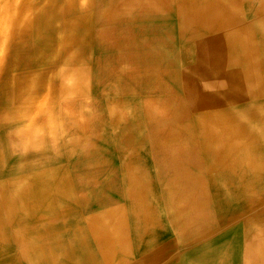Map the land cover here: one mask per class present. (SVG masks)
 <instances>
[{
    "label": "bare ground",
    "instance_id": "bare-ground-1",
    "mask_svg": "<svg viewBox=\"0 0 264 264\" xmlns=\"http://www.w3.org/2000/svg\"><path fill=\"white\" fill-rule=\"evenodd\" d=\"M134 1L130 0L131 7H133ZM185 1L191 15L198 12L201 14L202 11L204 14H215L216 10H218L219 13L221 12L219 15L221 22H226L227 20L222 15L223 11H226L227 8L236 10L240 0ZM92 19L90 0H0V260H3V264H178L174 260L178 255V253L174 252L179 251L176 248L177 246L160 242L156 232H153L154 229H151L157 225L156 216L151 207L147 205V202L143 204L145 205L144 207L139 206L138 210L140 209L141 217L138 225H133V227L134 232L139 233L140 238L149 240V250H147L148 253L138 254L135 258L133 257V260L129 262L125 261L127 251L124 244L126 236H124L122 229L125 225L122 213L117 215L114 212L109 217L112 220L109 219L107 222L99 220L97 222L93 231L96 237L100 236L103 238H100L95 245L86 242L85 229L72 228L70 226L71 214L76 215L74 214L76 213L74 197H71V189L66 185L67 173L64 172L63 168L59 167L58 153L55 147L56 138L58 137L57 132H59L58 127L61 129L59 136L63 140L72 136V132L66 123L65 125L60 123L61 118L66 117L63 114L61 117H57L54 109L56 99L59 96L58 92L65 98L82 96L88 92L90 66L89 57L86 56L87 53L84 54L85 52H83V45L88 41V28L93 27ZM101 21L103 24L106 23V25L120 24L117 25L120 27L118 33L117 30L110 31V28L106 25L103 27L100 25V28L97 26L99 30L96 33V39L97 42L100 41L102 43L105 50H111L117 43L124 45L133 44L134 36L132 30L127 31L128 29L126 30L125 26H122V23L126 22L124 18H116V16L109 15L102 18ZM80 26L81 28L85 27L82 30L84 34L78 30ZM204 36L207 39L206 41L210 42L216 49L215 51H210L211 62L215 60V53L221 54L227 51L226 47H228L230 42L235 40V42L240 41L242 43L241 53L237 52L234 56L242 59L246 66V72L238 73L240 76L238 81L232 79L231 73L223 71L212 74V80L208 78L207 74L200 73L204 77L202 82H198L202 86V91L209 87H215L219 91H245L243 93H221L222 97L234 101L239 106L241 105L242 108L237 111L239 114L220 112L219 108L211 111L212 113L208 112V110L205 114L203 113V121L201 120L200 123V133H203L206 138L213 139V142L218 145L217 148H212L202 142V149H200L201 153L199 155H206L214 164L222 161L229 166L234 155L232 153L237 152V150L235 151L237 147L244 145V147L247 146L251 150L253 148L251 144L255 142L256 138L261 133L264 136V89L260 82L261 75L255 66L254 54L249 51L248 43L250 44V40L248 37L240 39L235 38L234 34L216 35L215 32L204 34ZM92 38L94 39V37ZM144 40L147 41L148 39ZM131 47L126 48L124 53L115 58H112L110 54L105 55V62L100 63V74L108 75L109 72L121 77L126 76L131 81L134 77L139 78L140 81L144 76L153 77L160 74L155 64L147 67L142 66L144 65L143 61H151V56L154 59L153 54L139 55L137 58L136 50ZM111 59L117 61V64L112 63ZM228 60L229 58L226 57L217 61L222 65ZM59 83L61 84L60 88L58 87ZM251 85L254 90H251L253 89ZM56 86L59 89L57 88L56 90ZM155 88L163 93L167 92V99H165V96L159 99H154L151 96L144 98L141 104V117L152 126H161L164 129L162 136L170 137L172 142L173 138L177 139L181 134H184L188 126L183 124L184 120L180 121L178 118V111L181 107L172 98L174 97L171 93L172 91L169 93L168 89L162 87V85H157ZM252 91H255V93H251ZM214 95L201 93L205 106L209 104L210 98ZM122 105H113L110 109V115H116L119 121L124 122L127 115L120 111L119 107ZM76 108L78 109V107ZM76 108L68 112V118L71 119V122L73 121L75 126L83 128L82 125L86 116L81 111L76 110ZM250 121L260 126L248 128L247 123L249 124ZM84 130L86 131L87 129L84 128ZM236 141L238 142L235 143ZM133 143L132 141H127L126 145L129 146L127 149H130ZM231 144L234 145L231 147ZM261 152L264 153V147ZM90 159L89 161H91ZM214 166L209 167L214 169ZM254 174H256V171ZM88 178L90 179L91 176H88ZM132 179L134 183L139 184L138 188H141L142 176L139 177L138 174L132 172ZM94 200H97V198ZM178 207L180 208L179 212H186L185 205H178ZM239 245H241L240 242ZM260 248L262 247L260 246Z\"/></svg>",
    "mask_w": 264,
    "mask_h": 264
},
{
    "label": "rangeland",
    "instance_id": "rangeland-1",
    "mask_svg": "<svg viewBox=\"0 0 264 264\" xmlns=\"http://www.w3.org/2000/svg\"><path fill=\"white\" fill-rule=\"evenodd\" d=\"M83 28L85 29V27L81 28L80 26L78 29L82 34H84L82 32ZM258 28L259 25H256L255 33ZM88 30L87 37L89 42L86 41L83 45V52H85L84 54L87 53L86 56L89 57L90 66L88 92L85 95L73 98H65L58 92L57 94L60 98L59 96L57 97L54 109L57 117H61L62 114L66 117L61 118L62 122L60 121V123L63 125L66 123L72 132V136L63 140L59 136L61 129L58 127L59 132H57L58 137L56 138L55 147L58 153L59 167L63 168L64 172L67 173L66 185L71 189V197H74V209L76 212L74 214L76 215L71 214L70 226L72 228L85 229L86 242L95 245L100 238H103L100 236L96 237L93 231L97 222L99 220L107 222L114 212L117 215L122 213V218L124 217L123 219L125 220V225L122 229L124 236H126L124 244L127 251L125 261L129 262L133 260V257L135 258L138 254L148 253L147 250H149V240L140 238L139 233L134 232L133 227V225H138L141 217L140 209L138 210V208L144 207L145 205L143 204L147 202V205L151 207L156 216L157 225L151 229H154L153 232H156L160 242L177 246L176 248L179 251L174 252L178 253L174 260L178 264H264V174H262L264 173V153L261 152L264 147V136L261 133L256 138L255 142L251 144L253 146L251 150L247 146L244 147V145L237 147L238 149H235L237 152L232 153L234 155L229 166L222 161L214 164L206 155H199L201 153L200 149H202V142L212 148H217L218 145L213 142V139L206 138L203 133H200L203 113L205 114L208 110V112H211L219 108L220 112L239 114L237 111L242 108L241 105L239 106L234 101L222 97L223 95L221 94L232 91H219L215 87H209L202 91V86L198 82H202L204 76L202 77L196 71V68H186V60L184 58L182 60L180 52L175 50L173 52L174 66L172 68L171 93L174 96L172 98L181 107L178 111V118L180 121L184 120L183 124L188 127L186 126L187 129L184 134H181L177 139L173 138L171 142L170 137L162 136L164 129L161 126H152L141 117V104L144 98L151 96L154 99H159L165 96V99H167L168 93H163L155 88L157 85L164 87V76H160L161 79L157 75L153 77L144 76L140 81L139 78L134 77L131 81L126 76L124 78L109 72L108 75L100 74V63L105 62V55L110 54L112 58H115L126 50L116 49V46L111 50H105L102 43L100 41L97 42L96 39V33L99 28L89 27ZM260 47L262 48L260 54L264 62V43H260ZM203 48L199 51L202 56L205 54ZM210 50L211 47L208 45L206 52L209 53ZM136 53L138 58L139 51H136ZM111 61L117 64L114 59H111ZM143 64L142 66L145 67L150 66L148 63L145 64V61H143ZM207 76L212 80V74ZM60 86L61 84L59 83L58 87L60 88ZM58 87L56 86V90ZM201 93L215 94L210 98L207 106L204 105ZM115 104H123L118 107L120 111L127 115L124 122L119 121L116 115H110V109ZM75 108L86 116L82 125L83 128L75 126L73 121L71 122V119L68 118V112L75 110ZM258 126L260 125L255 122L252 123V121L249 124L247 123L248 128ZM84 128L87 130L85 131ZM127 141H132V143L134 141L130 149H127L129 147L126 145ZM95 145L96 147H94ZM233 145L231 144L230 146L232 147ZM166 150H170L169 153ZM248 150L252 154L248 153ZM194 154L196 155L194 156ZM212 165H215L214 169L209 167ZM254 170L256 174H254ZM132 172L138 174L139 177L142 176L141 188H138L139 184L133 182ZM88 176H91V178L89 179ZM95 198L97 200H94ZM118 205L122 206L119 208ZM178 205H185L186 212H179L180 208ZM250 235L251 237H249ZM221 241L223 242L220 243ZM239 242L241 245H239ZM0 264H3L2 259Z\"/></svg>",
    "mask_w": 264,
    "mask_h": 264
},
{
    "label": "crops",
    "instance_id": "crops-1",
    "mask_svg": "<svg viewBox=\"0 0 264 264\" xmlns=\"http://www.w3.org/2000/svg\"><path fill=\"white\" fill-rule=\"evenodd\" d=\"M242 1L238 2L236 10L227 8L223 11L222 15L227 20L226 22H221L219 16L221 12L219 13L218 10L215 14H204L202 11V15L199 12L191 15L185 0H135L133 7H131L130 0H90V4L93 27L99 26L100 28V25L102 27L106 25L101 20L109 15L126 20L122 26L124 25L127 31L132 30L134 42L132 45L117 43L116 49L125 50L132 46L131 48L139 51V55L153 54L154 59L151 56V61L146 60L145 64L156 65L160 71L157 76L158 78L164 76V88L166 87L169 93L172 91L173 52L175 50L180 52L186 60V68H196V71L202 74L209 75L225 71L231 73L232 79L238 81L240 79L238 73L246 72L242 59L234 56L237 52L241 53L242 43L240 41L230 42L226 47L227 51L221 54L215 53L214 62L210 61L211 52H206L208 45L211 50L216 49L206 41L204 34L214 32L216 35L234 34L235 38L240 39L248 37L249 51L254 54L255 66L261 75L260 82L264 89V62L260 54L262 51L260 43H264V0ZM117 25L120 24H107L106 26L110 28V31L117 30L118 33L120 27ZM256 25H259V30L255 33ZM146 38L147 41L144 40ZM201 48L205 50L204 56L199 52ZM226 57L229 60L224 62L225 64H219L217 60ZM231 91L233 93L245 92L243 90Z\"/></svg>",
    "mask_w": 264,
    "mask_h": 264
}]
</instances>
